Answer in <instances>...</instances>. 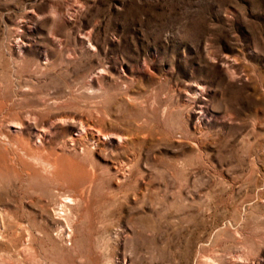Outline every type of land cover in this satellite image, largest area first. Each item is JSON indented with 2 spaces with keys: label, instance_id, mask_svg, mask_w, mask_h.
Returning <instances> with one entry per match:
<instances>
[{
  "label": "rangeland",
  "instance_id": "1",
  "mask_svg": "<svg viewBox=\"0 0 264 264\" xmlns=\"http://www.w3.org/2000/svg\"><path fill=\"white\" fill-rule=\"evenodd\" d=\"M0 264H264V0H0Z\"/></svg>",
  "mask_w": 264,
  "mask_h": 264
},
{
  "label": "bare ground",
  "instance_id": "2",
  "mask_svg": "<svg viewBox=\"0 0 264 264\" xmlns=\"http://www.w3.org/2000/svg\"><path fill=\"white\" fill-rule=\"evenodd\" d=\"M20 125H19V123H17V122H15V123H13L12 125H11V127H13V128H18ZM21 127V126H20ZM19 131V130H18ZM39 132H41V131H39ZM19 133V132H18ZM42 135V134H41ZM2 136V135H1ZM4 136V135H3ZM39 136V135H38ZM5 137V136H4ZM70 204V203H69ZM62 205V204H61ZM62 207V206H61Z\"/></svg>",
  "mask_w": 264,
  "mask_h": 264
}]
</instances>
